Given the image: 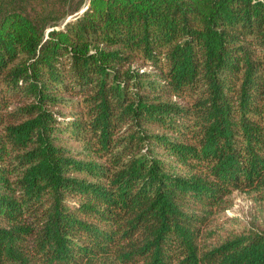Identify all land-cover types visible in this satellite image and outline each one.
I'll list each match as a JSON object with an SVG mask.
<instances>
[{
	"label": "trees",
	"instance_id": "trees-1",
	"mask_svg": "<svg viewBox=\"0 0 264 264\" xmlns=\"http://www.w3.org/2000/svg\"><path fill=\"white\" fill-rule=\"evenodd\" d=\"M234 191L264 0H0V264H264L263 229L209 240Z\"/></svg>",
	"mask_w": 264,
	"mask_h": 264
},
{
	"label": "rangeland",
	"instance_id": "rangeland-1",
	"mask_svg": "<svg viewBox=\"0 0 264 264\" xmlns=\"http://www.w3.org/2000/svg\"><path fill=\"white\" fill-rule=\"evenodd\" d=\"M248 229L264 230V198L255 192L234 191L228 207L217 212L209 224L208 230L212 232L209 240L219 241Z\"/></svg>",
	"mask_w": 264,
	"mask_h": 264
},
{
	"label": "water",
	"instance_id": "water-1",
	"mask_svg": "<svg viewBox=\"0 0 264 264\" xmlns=\"http://www.w3.org/2000/svg\"><path fill=\"white\" fill-rule=\"evenodd\" d=\"M86 7H87V6H86ZM86 7H85V8H86ZM85 8H84V9H85ZM81 11H83V9H82Z\"/></svg>",
	"mask_w": 264,
	"mask_h": 264
}]
</instances>
